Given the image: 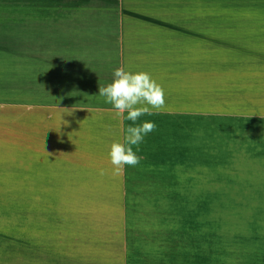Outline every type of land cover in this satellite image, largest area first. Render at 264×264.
I'll list each match as a JSON object with an SVG mask.
<instances>
[{"label": "rangeland", "instance_id": "374dc122", "mask_svg": "<svg viewBox=\"0 0 264 264\" xmlns=\"http://www.w3.org/2000/svg\"><path fill=\"white\" fill-rule=\"evenodd\" d=\"M38 49L46 55L34 60ZM74 51L78 61H66L63 53ZM119 52L128 64L138 54V72L162 85L174 119L138 121L157 127L138 146L140 163L119 176L110 157L88 158L96 169L90 175L49 171L41 179L38 165L25 164L29 158L6 164L0 157V260L8 241L10 264H50L56 238L44 237L41 256L33 232L75 228L96 232L90 245H105L106 264L122 261L127 245H169L181 264L184 106L193 111L200 102L213 120L231 113V100L247 99L264 113V0H0V69H106Z\"/></svg>", "mask_w": 264, "mask_h": 264}, {"label": "crops", "instance_id": "0c3cea01", "mask_svg": "<svg viewBox=\"0 0 264 264\" xmlns=\"http://www.w3.org/2000/svg\"><path fill=\"white\" fill-rule=\"evenodd\" d=\"M6 38L11 42V37ZM126 40L120 38L118 43ZM42 42L33 41L39 45L45 43ZM53 43L58 44L57 39ZM41 52L33 50V59L44 58L46 52ZM95 52L92 55L98 60L104 59ZM63 54L68 62L78 61L75 51ZM61 56L62 52H54L56 59ZM116 58L113 66L106 69H75L60 63L52 67H23L19 74L16 69H0V157L6 158L3 161L8 164L9 158H29L25 164L38 165L39 171L34 173L40 179L43 172L49 171H95L89 167L88 158L110 157L111 144L124 142L131 123L126 119L127 113L117 117L113 106L98 93L99 87L112 82L116 68L138 72L137 53L130 56L134 60L130 65L126 52H119ZM16 86L22 87L21 99H15ZM231 103V113L215 115L213 120H208L200 102L193 111L184 106L181 264H264V113L260 106L249 107L252 100ZM144 116L173 120L175 114L167 106L165 111ZM133 149L138 155V148ZM50 231L43 234V230H38L31 235L39 239L41 256L44 237L56 238L50 264L107 263L105 245H90L89 238H94L96 232L75 228ZM170 247L127 245L121 249L123 258L118 264H176L174 248ZM9 248L7 241L0 264L12 261Z\"/></svg>", "mask_w": 264, "mask_h": 264}, {"label": "clouds", "instance_id": "9594fccd", "mask_svg": "<svg viewBox=\"0 0 264 264\" xmlns=\"http://www.w3.org/2000/svg\"><path fill=\"white\" fill-rule=\"evenodd\" d=\"M113 77L112 82L99 87L98 93L105 98L106 103L113 106L117 117H124L127 113L126 119L131 122L126 129L124 142H113L109 152L112 174L119 176L126 165L135 167L140 163L141 157L136 154L133 146L138 148L144 137L157 127L154 122H137L145 114L165 111L166 101L164 88L148 72H131L118 67ZM99 174L103 176L105 170L100 169Z\"/></svg>", "mask_w": 264, "mask_h": 264}]
</instances>
